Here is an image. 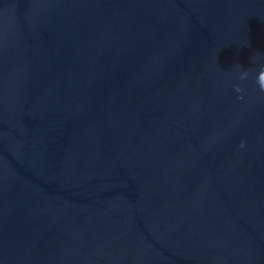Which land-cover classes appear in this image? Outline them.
I'll return each instance as SVG.
<instances>
[{"label":"water","instance_id":"1","mask_svg":"<svg viewBox=\"0 0 264 264\" xmlns=\"http://www.w3.org/2000/svg\"><path fill=\"white\" fill-rule=\"evenodd\" d=\"M262 65L264 0H0V264H264Z\"/></svg>","mask_w":264,"mask_h":264},{"label":"clouds","instance_id":"2","mask_svg":"<svg viewBox=\"0 0 264 264\" xmlns=\"http://www.w3.org/2000/svg\"><path fill=\"white\" fill-rule=\"evenodd\" d=\"M248 73L247 71L241 72L239 79L244 80L246 79ZM255 83L258 85V88L261 92H264V65L261 66L256 78H255ZM234 90L237 93H240L242 89L240 88L239 85L234 86ZM242 97L238 96L237 99H241ZM244 146V142L241 141L240 147Z\"/></svg>","mask_w":264,"mask_h":264}]
</instances>
